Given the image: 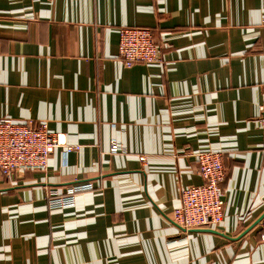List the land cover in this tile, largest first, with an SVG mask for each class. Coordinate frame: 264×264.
Segmentation results:
<instances>
[{
	"label": "crops",
	"instance_id": "obj_1",
	"mask_svg": "<svg viewBox=\"0 0 264 264\" xmlns=\"http://www.w3.org/2000/svg\"><path fill=\"white\" fill-rule=\"evenodd\" d=\"M122 27L160 60L125 65ZM263 103L264 0H0V117L78 147L0 172V264H264ZM200 151L222 155L224 218L184 231Z\"/></svg>",
	"mask_w": 264,
	"mask_h": 264
},
{
	"label": "built area",
	"instance_id": "obj_2",
	"mask_svg": "<svg viewBox=\"0 0 264 264\" xmlns=\"http://www.w3.org/2000/svg\"><path fill=\"white\" fill-rule=\"evenodd\" d=\"M119 33V53L125 65L160 60L158 44L149 28L122 27ZM260 109L264 124V103ZM61 146H67L68 150L78 148L77 145H67L65 137L52 132L45 121L20 123L10 117H0V172L4 176L9 177L15 171L45 170L50 156ZM117 149V145L111 148L112 151ZM196 157L203 182L182 188L180 205L171 215L172 221L184 231L212 229L224 218L225 201L221 183L226 177V170L222 155L216 151H200ZM89 189H92V185L84 183L71 186L63 195L51 192L47 196L48 205L52 208L72 205L77 192ZM258 223L260 237L264 241V213Z\"/></svg>",
	"mask_w": 264,
	"mask_h": 264
},
{
	"label": "water",
	"instance_id": "obj_3",
	"mask_svg": "<svg viewBox=\"0 0 264 264\" xmlns=\"http://www.w3.org/2000/svg\"><path fill=\"white\" fill-rule=\"evenodd\" d=\"M260 219H261V217H260ZM260 219H259V220H260ZM259 220H258L256 223H258V222H259ZM209 230H210V229H209Z\"/></svg>",
	"mask_w": 264,
	"mask_h": 264
}]
</instances>
